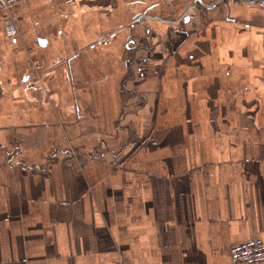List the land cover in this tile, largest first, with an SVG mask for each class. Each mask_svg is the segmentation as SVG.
Listing matches in <instances>:
<instances>
[{
    "label": "crops",
    "instance_id": "obj_1",
    "mask_svg": "<svg viewBox=\"0 0 264 264\" xmlns=\"http://www.w3.org/2000/svg\"><path fill=\"white\" fill-rule=\"evenodd\" d=\"M13 11L0 264H245L229 247L264 240V0Z\"/></svg>",
    "mask_w": 264,
    "mask_h": 264
},
{
    "label": "built area",
    "instance_id": "obj_2",
    "mask_svg": "<svg viewBox=\"0 0 264 264\" xmlns=\"http://www.w3.org/2000/svg\"><path fill=\"white\" fill-rule=\"evenodd\" d=\"M27 0H0V13L7 12L6 32L9 36L19 33V25L14 14V6ZM83 161H80L82 163ZM229 254L233 262L255 264L264 262V240L250 239L229 247Z\"/></svg>",
    "mask_w": 264,
    "mask_h": 264
}]
</instances>
